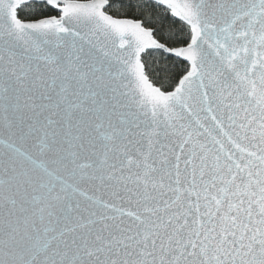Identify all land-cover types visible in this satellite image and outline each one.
I'll return each mask as SVG.
<instances>
[{
  "label": "snow or ice",
  "instance_id": "snow-or-ice-1",
  "mask_svg": "<svg viewBox=\"0 0 264 264\" xmlns=\"http://www.w3.org/2000/svg\"><path fill=\"white\" fill-rule=\"evenodd\" d=\"M0 264H264V0H0Z\"/></svg>",
  "mask_w": 264,
  "mask_h": 264
}]
</instances>
